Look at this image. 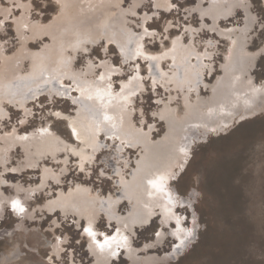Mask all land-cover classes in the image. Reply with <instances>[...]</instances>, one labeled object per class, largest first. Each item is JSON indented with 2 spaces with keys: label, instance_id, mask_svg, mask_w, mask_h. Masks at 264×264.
I'll return each instance as SVG.
<instances>
[{
  "label": "rangeland",
  "instance_id": "374dc122",
  "mask_svg": "<svg viewBox=\"0 0 264 264\" xmlns=\"http://www.w3.org/2000/svg\"><path fill=\"white\" fill-rule=\"evenodd\" d=\"M116 1L118 0L101 1V3L104 2L103 6L89 9L87 6L85 8L87 10L81 12L80 7L72 6L69 0L68 2L67 0H0V20L4 21L0 24V264H78V262L89 264L92 262L93 257L88 249L89 238L84 234L87 221L85 219L80 221L76 214L66 210L67 213L58 206L56 208L55 200L60 197V193L70 194L79 186H86L85 190L96 196L99 194L102 198L115 197L117 192H120L121 196L126 194L125 188L115 184L120 179L127 183L131 180L130 176L127 177V173L132 166H135V159L141 158L142 152L141 147L130 146L126 138L130 135L131 138L134 137V140L138 138L139 141L140 136L145 134L147 140L153 141L163 137L168 131L167 123L161 117L154 115L157 111L164 109V101H169L171 96H175L173 103L179 107V110H186L183 105L186 97L183 89L188 86L187 83L182 84L181 87V83L177 80L176 83L179 86L175 83L169 86L164 82L169 74L173 76L178 71V67H173L171 64L174 60L168 57L169 55L166 56L174 45L173 39L177 38L178 41L182 36L186 43L196 39V44L202 52L207 49L206 41L218 42V49L214 47L208 49L215 53L214 58L203 61V59L192 57L190 62L194 64L212 61L215 64L213 73L209 69L198 70L199 73L202 72L200 74L202 78L199 80L202 79L204 82L212 83L218 77L222 79L224 75L221 64L225 61L223 56L226 52V38L221 33L217 32V35L216 32L207 29L197 31L203 22L209 24L214 22L211 17L210 19L203 17L191 10L199 0H168L164 6H161L162 9H157L155 5L157 0H137V2L119 0L120 2L115 3ZM252 5L256 28L250 38H253L252 48L257 49L264 41V35H262L264 23H261L264 20V0L253 2ZM202 6L205 7L204 9L206 6L211 8L208 12L212 14L214 9L207 0L202 2ZM244 23L245 14L240 9L236 16L220 20L224 28H230L232 25L243 26ZM124 37L128 39L125 40ZM122 40L123 44L126 43L122 45L123 47ZM117 42L121 44L118 45ZM124 47L126 50L123 49ZM43 51L45 54H51L53 61L49 60L47 67L35 71L31 65L33 64L31 55ZM135 54L136 56L133 57ZM160 57H163L161 66L158 64L157 68L153 67L151 58L158 61ZM55 61L56 63L59 61V64H55ZM19 62L22 64L19 65ZM60 64L63 70L57 74V70H60L57 66L59 67ZM28 66L33 69H29ZM254 67H256L255 79L258 82L263 81L264 57L260 59L258 65L255 63ZM53 69H57L56 78L53 75L55 74ZM106 70L110 78L107 76L105 83L109 85L108 88L113 89L105 86L103 96L106 94V97L111 98L104 96V102H107L105 105L98 95L100 101L97 99L96 103L98 102L97 106L101 105V107L98 106L100 111L105 110L103 112L106 113L109 107L110 109L116 107L113 108L114 101L120 104L118 101L123 98L121 102L125 104L121 103L119 107H116L119 108V114L116 108V111L109 109L111 112L106 113L115 112L117 117H120L119 123L123 127L121 128L124 132L123 136L102 130L99 133L101 147L99 151L89 156V159L81 158L74 148L73 152L71 150L70 152L63 144L55 143L53 139L47 141V145H42L44 148L41 145L37 148V142L41 143L47 133L53 132L68 142L77 144L67 127V121L55 116L54 113L58 111L79 114L80 106L78 103L74 104L73 97L84 98L88 91L86 95L82 94L77 89L78 83L83 82L87 89L91 86L92 91L97 94L100 91L99 87L106 84L99 86L104 81L98 85L94 82L97 87L92 88L95 87L92 86L93 80L98 81L99 76L101 78ZM121 70L122 72H119ZM88 71L89 74H87ZM17 78L19 79L16 80ZM21 79L24 80H22L23 83ZM87 79L92 84L89 85ZM25 82L26 84L21 87V84ZM36 82H38L37 87H32V83L35 85ZM15 83L18 85H14ZM19 84L21 88L17 90ZM10 86L14 88V91H11ZM58 86L63 87V93L57 94L55 88H59ZM166 86L169 87L168 90ZM199 88L203 95L212 94L210 89L202 86ZM191 98L195 101L197 97L192 95L189 99ZM120 109L123 110L121 113H127V115L121 114ZM262 117H264V111L236 124L226 132L210 133L208 141H202L195 146L191 162L174 182L175 186L179 184L178 188L185 198L188 197L190 188L196 189L191 205L193 212L189 207L185 210L181 209L180 212L185 217V226L192 228L194 243L172 264H264V118ZM111 121L113 122L114 119ZM181 125L182 123H179L173 127L176 129ZM30 130H39V138L34 141L35 143L29 142L27 143L29 147H25L22 143L16 142V138L31 133ZM178 132L182 133L177 129L174 130L175 141L176 135L180 134ZM125 133L127 135H124ZM52 137L56 136L52 135ZM175 141L174 144L172 142V146L177 147L170 146L171 151L179 150L183 146L178 140ZM46 147H50V150L47 151ZM43 149L46 151L44 152ZM65 150L68 152L66 153ZM119 171L121 175L118 176L116 172L119 173ZM14 199L21 202L25 209L23 213L12 210L11 201ZM119 209L118 213L126 215L129 205L123 204ZM64 213H66L65 216ZM104 213V209L98 213L99 217L95 226L109 232L116 230V223L110 224ZM194 217H196L195 221ZM125 228L139 246L144 241L151 240L162 229V224L155 219L144 228L135 230ZM186 230L187 228L185 232ZM176 241L178 239L171 237L164 249L172 248ZM165 250L155 251V253L163 254L167 252ZM121 257L122 262L118 264H127L126 254Z\"/></svg>",
  "mask_w": 264,
  "mask_h": 264
},
{
  "label": "bare ground",
  "instance_id": "6f19581e",
  "mask_svg": "<svg viewBox=\"0 0 264 264\" xmlns=\"http://www.w3.org/2000/svg\"><path fill=\"white\" fill-rule=\"evenodd\" d=\"M69 1H70L72 6L80 7L79 8L80 11L85 12L89 8H94L96 6H98V7L103 6L104 2L101 3V1H105V0H69ZM167 1L168 0H161V1L157 0L155 3V5L157 6V9H162L161 6H164V4ZM203 1H205V0H199L198 3H196V5L191 10L196 11L197 13L201 14L203 17H207L209 19L211 17L212 19H214V22L212 24L203 22L201 24V26L199 25L200 29L198 27V29H199V30L197 29L198 32H200L202 29H204V30L207 29L208 31L216 32V34H217V32L221 33L226 38L225 42H226L227 46H226V52L224 53V56H223L225 61L221 64V70L223 71V74H224L222 76V79L218 77V79H216V81H214L212 83L204 82L202 79L199 80V78H202L201 77L202 75L200 76V74H202V72L199 73L198 70L200 71V69H207V70L209 69V71L211 73H213V71L215 70V64L212 61L210 63L196 62L194 64L192 62H190V59L192 57L193 58L196 57L199 60L203 59V61H204V59H206V60L210 59L211 60L212 58H214L215 53L210 52L209 50L211 47L218 49L219 48L217 46L218 42L215 43V41H213V42L212 41H206L207 49L204 52H202L200 50V48L198 47V44H196L197 43L196 39H191L188 43H186V41L184 40V38L182 36L180 37V40H178V41L176 40L177 38L175 40L171 39L174 45H172L173 47L169 50V52L166 54V56L169 55L168 57H170L171 59L174 60V61H172L174 63L171 62V64L173 65V67H178V69H177L178 71H176L173 76H171L172 74L171 75L169 74L170 76L169 75L167 76L165 73V75L167 76V79L165 78L164 82H165V84H167L169 86H171L174 83L177 86H179L176 83V80H177V82L181 83L180 86L184 83H187L188 86L183 89L184 90L183 94L186 96L183 105L186 107V110L185 111L179 110V107L173 103V101L175 100V96H171L169 101H164L165 102L164 103L165 106L163 107L164 109L162 108L163 110L157 111L154 115V116L161 117L167 123L166 125L168 127V131L166 130L167 132L163 137H161L158 140L152 141V140H147L146 135L144 134V135L140 136L141 140L138 141L137 140L138 138L136 140H134L135 139L134 137L131 138V136L129 135L128 136L129 138H128L126 136L127 137L126 139H128V141H129L128 144H130V146L131 145L136 146V147L139 146L142 148L141 158L135 159V166H132L130 168L129 172L127 173V177H129V176L131 177V180H128L129 184L126 181H123V180L121 181L120 178H119L120 180L116 179V180H119L121 182L117 181L115 185L118 187L120 186L121 188H125L124 192L126 194H122V196H121V193L117 192V195L115 197L110 196L107 198H102V197H99V194H98V196H96V195H93V193L91 194L87 189L85 190L84 188L86 186L85 187L79 186L77 190L72 191L70 194L60 193L61 198L58 197L57 198L58 200L57 199L55 200L56 201V204H55L56 208L58 206L60 209H63L65 211L67 210L70 213L76 214L79 217L80 221H81V219L82 220L85 219V221H87V227L86 228L91 227L93 229V231L96 233V240H99L101 243H103V239H104L105 235L116 237V240L114 242H112L110 246L105 245L103 248H101L93 240V238L91 236H89L87 234V232H85L84 234H86L87 237L89 238L88 249L91 251L90 254H92V257H93V260H91L92 262L89 264H118V263L122 262L121 256H124V254H126L125 259L128 260L127 264H172L174 261L179 259L184 254V252H186L190 248V246L194 243V238L187 236V232L191 227L189 226V228H188L187 226H185L186 225V221L184 219L185 217L180 212H181V209L185 210L187 207H189L190 211L193 212L191 205L193 204V201L195 198L196 189L190 188L188 190V197L185 198L182 195L179 188L174 185L175 180L178 179V176L180 175V173L182 174V172L188 167L189 162H191V157L193 155V151H194L195 146L197 144L201 143L202 141L207 140L210 133L220 134V132H224V131L226 132V130L234 127L236 124H239L242 121L249 119L250 117L252 118V117H254V116H256V115H258L264 111V80L261 82H258V80H256L255 76H254V69L256 68V67H254V64L257 63V65H258V62L260 61V59H262L264 57V41H263L262 45L259 46L257 49L252 48L253 38L252 37L250 38V35L253 32V30L256 28V22H255V18L253 15V8H252L253 2L251 3V0H207V2H209L214 9V10H212L213 11L212 14H209V12H210L209 9H211V8H207V6H206V9H204L205 7L202 6ZM67 2H68V0H67ZM117 2H120V1L118 0L115 3H117ZM134 2H137V0H134ZM115 3H114V5H116ZM87 6H88V8L85 9ZM231 6H233V8H231ZM239 9L243 10V12L245 14L244 25L239 26V25H232L231 24L232 26L230 28H224L220 24V20L221 19L226 20L227 18H230L232 16H236ZM163 10H165V9H163ZM77 14H76V16H77ZM79 14H80V12H79ZM136 17H138V16L136 15ZM216 34H214V35H216ZM145 35H146V33H145ZM107 37H109V36H107ZM107 39H111V38H107ZM124 39H125V37H124ZM126 39H128V38H126ZM213 40H215V39H213ZM29 41H31V40H29ZM111 41H113V40H111ZM80 42H81V40H80ZM82 42H85V41H82ZM122 42H123V40L121 41V43ZM121 43H119V44H121ZM117 44H118V42H117ZM124 44H126V43L124 42ZM124 44L122 43L121 46ZM123 49H125V47ZM28 52H30V51H28ZM142 52H143V50L141 51V53ZM31 53L32 52H30V54ZM125 53H127V52L125 51ZM132 53H134V52L132 51ZM141 53L139 52L140 55H141ZM53 54L54 53H52V55ZM122 54H123V51H122ZM124 56H127V55H124ZM135 56H136V54L133 57H135ZM31 57L33 59V64H31V65L33 66L34 69L29 67V66L28 67H29V69H33L35 71H38V70L42 69L43 67H47L49 64V60L53 61V59H52L53 56H51V54H49V53L45 54L44 51L40 52V53H33V55H31ZM126 58H128V57H125V59ZM162 58L160 57V59H158V61H157V59L151 58L152 64H153L152 66L155 68H157L158 64H159V66H161ZM170 58H168V59H170ZM59 59H60V57H59ZM168 59H164V60H168ZM24 60H27V59L25 58ZM20 61H22V59ZM7 62L8 61H6V63ZM20 63L21 62H19V65H20ZM57 63L55 61V64H57ZM149 63H150V61H149ZM100 64H99V66H101ZM163 65H164V63H163ZM169 65H170V63H169ZM169 65H167V66H169ZM152 66L150 67L151 69H152ZM60 67H61V64L59 67L57 66V69L59 68L60 70L53 69L55 71L54 72L52 71V72L56 74V70H57V74H58L59 72H61L63 70V68L61 69ZM90 67H92V66H90ZM19 68H18V70H20ZM219 68H220V65H219ZM93 69L96 70L95 68H93ZM140 69H141V66H140ZM45 70H47V69H45ZM161 70L162 69H160V71ZM13 71H15V70H13ZM111 71H113V70H111ZM119 72H122V70ZM103 73H104V74H102L103 79H101L99 76L98 81L93 80L92 86H95V87H92V88H96L97 87L96 85L100 84L101 81L102 82L104 81L103 83H101L99 85V86H102L105 83V80L107 81V79H108V78L106 79L107 76L110 78V76L108 74L109 72H107V70ZM55 74H53V75L56 78L57 74L56 75ZM87 74H89V71ZM91 74H93V73H91ZM177 74L179 75V77ZM34 75H35V73H34ZM50 75H49V77H50ZM69 75H70V73H69ZM83 76H85V75H83ZM38 77H41V76H38ZM43 77H44V75H43ZM54 77H53V79H55ZM65 77H67V76H65ZM73 77H71V78L75 79ZM77 77H79V76H77ZM156 77H158V76H156ZM7 78H9V77H7ZM41 78H40V80H41ZM18 79L19 78H17L16 80H18ZM24 79H25V75H24ZM31 79H32V77L30 78V82H31ZM62 79H63V77H62ZM81 79H79V80H81ZM22 80L23 79H21V81ZM65 80H66V78H65ZM83 80H85V79H83ZM88 80L89 79H87V81ZM110 80H113V79H110ZM7 81L9 82L8 79H7ZM13 81H11V83ZM21 81H19V82H21ZM23 81H22V83H23ZM32 81L35 82L34 80H32ZM73 81H75V80H73ZM94 82L96 85L94 84ZM108 82H109V80H108ZM37 83L38 82H36L35 85H33V83H32V87H35L37 85ZM50 83H52V82L50 81ZM88 83H89V85L92 84V82L90 83V80L88 81ZM20 84H19V87L17 88V90L19 88H21L22 85H25L26 82L24 84H21V87H20ZM14 85H18V84L15 83ZM78 85L79 86L77 89H79L82 94L85 93V95H86V92L88 91L87 95L86 96L84 95L85 96L84 98L73 97V95H72L74 104L78 103L80 106L81 111L79 110V114H70V113L59 112L60 113L59 118H63L67 121V127L70 130L71 135H72L73 139L75 140V142H77V144L68 142L67 140L63 139L61 136H58L56 133L53 132L51 134L47 133L48 135L46 134L45 137L42 138L41 143L37 142V144H36L37 148L39 145H41V147L44 148L43 146L47 145V141L53 139L55 141V143L59 142L60 144H63L66 147V149L67 148L69 149V151L76 149V152L79 153L78 155H80L81 158H87L88 157L87 159H89V156H92L94 152L99 151V149L101 147V142L99 140L100 139L99 133L102 130L107 131V133H109V132H111L112 134L117 133L119 136H123L124 132L121 131V128H123V127H121L120 126L121 123H119L120 117L119 116L117 117L115 112H113L112 114H106L109 111L110 107H109L108 111H106V113L103 112V111H105L103 109H102L103 111L101 112L100 111L101 109H99V107H98V106L101 107V105L98 104V106H97L98 102L96 103V100L98 99L99 96H100L99 97L100 100H102L104 98V96H105V98H108V99L111 98V97L109 98L108 96L106 97V94H104V96H103L104 90L109 85L106 84V85H103L102 87H99L100 91L97 94L94 91H92L93 89H91V86H90L91 91L89 88H88L89 89L88 90L86 88V84H84L83 82H82V84L78 83ZM54 86H56V83L54 84ZM110 86H111V84H110ZM129 86H131V85H129ZM200 86H202L203 88L208 89V90L210 89L212 94L203 95L201 93L200 88H199ZM10 87L12 88L11 91H14L13 90L14 88L12 86H10ZM110 88H108V89H110ZM168 88L169 87H167V90H168ZM73 89H76V88H73ZM111 89H113V88H111ZM127 89H129V87ZM185 89H187V90L185 91ZM38 90L41 91L40 89H38ZM50 90H51V88H50ZM55 90L57 91V94H58V92L63 93L62 92L63 87L55 88ZM95 90H97V89H95ZM29 91H27V92H29ZM52 91H54V89H52ZM65 91H67V90H65ZM20 92H21V90H20ZM24 92H26V91H24ZM24 92H22V93H24ZM111 92H109V95ZM41 93H42V91H41ZM105 93H108V92L105 91ZM112 93H114V92H112ZM116 93L117 92H115V94ZM172 93H173V90H172ZM26 94L28 95L29 93H26ZM157 94H159V93H157ZM23 95H25V93ZM192 95L197 97L195 101H192V98L189 99ZM20 96L22 97V95H18V97H20ZM33 96H34V94H33ZM65 96H68V95H65ZM81 96H83V95H81ZM29 98H30V95H29ZM129 99H131V98H129ZM23 100H24V98H23ZM115 100L118 101L120 99H115ZM121 100H123V98H121ZM121 100L118 101L120 104H116V101L113 100L115 103L113 105V108L115 106L119 107V105H121V103H123V101L121 102ZM102 101L104 102L105 100L103 99ZM108 101H111V100H108ZM99 103H101V102H99ZM105 103H107V102H104V104ZM110 103L111 102H109V105H110ZM123 104H125V103H123ZM103 106L104 105H102V107ZM115 108L110 109V110H115ZM78 109H77V111H78ZM106 109H107V106H106ZM122 109L124 110L125 107ZM122 109H120V110H122ZM116 110H118L117 111V113H118L119 108L118 109L116 108ZM123 110L120 111V113L123 112ZM74 111H75V109H74ZM131 111H132V108H131ZM109 112H111V111H109ZM121 114H125V113H121ZM125 115H127V113ZM105 116L110 117L111 120L114 119V121L112 122L110 119L105 120L104 119ZM127 118H128V116H127ZM179 123H182V125H181V127L176 128V129H177V131H182V133L178 132L180 134L176 135L177 137H176V141H175L174 136H175L176 132L174 133V130H176V129H174L173 126L175 124L179 125ZM73 129L76 130L75 135L73 134V131H72ZM132 129H134V128H132ZM30 131H32V130H30ZM124 131H125V129H124ZM52 135H54L56 137L53 138ZM124 135H127V134L125 133ZM38 136H39V130H35V131H32L31 133H26L25 135H23L21 137L19 136L18 138H16V142H18V143L20 142L26 147V146H28L27 143L34 142V141L38 140V138H39ZM135 136H136V134H135ZM107 137H109V136H107ZM118 139H120V138H118ZM173 140L175 142H177V140H178L183 145L181 147V149H179V150L173 149V151H171L170 146H171V148L175 147V145L172 146L174 144ZM102 141L104 143V139ZM172 142H173V144H172ZM126 143H127V141H126ZM113 146H115V145H113ZM51 147L53 148V146H51ZM46 148L48 151V149L50 147L49 148L46 147ZM169 149L171 152L169 151ZM182 149H183V151H182ZM35 151H34V153H35ZM43 151L45 152L46 150L43 149ZM51 151L53 152V150H51ZM58 151H59V149H58ZM168 151H169V153H168ZM65 152H66V150H65ZM59 153H61V151H59ZM26 154H29V153L26 152ZM36 154H38V153H36ZM41 154L43 155L42 151H41ZM63 154H65V153H63ZM57 156H59V155H57ZM57 156H55V158ZM53 157H54V154H53ZM73 157H75V156H73ZM33 158H35V157H33ZM40 158L42 159L41 155H40ZM78 158H79V156H78ZM43 160H44V158H43ZM83 162H84V160H83ZM83 166H84V164H83ZM106 169H107V167H106ZM124 169H125V167H124ZM120 173H121L120 171H119V173L116 172V174H118V176ZM161 175L168 178L166 180V185H167L166 193L167 194L165 192L157 191L156 189H154L151 186V184H149L150 180L155 179L156 177H159ZM127 188H129V190ZM61 191H63V189ZM67 193H69V192H67ZM94 193H96V192H94ZM58 196H59V194H58ZM169 196L171 197V200H169ZM122 203L123 204L127 203L129 205V210H128L126 215H124V214L121 215L120 213H118L120 210L119 208L122 207V205H123ZM45 204L47 205L48 203H45ZM44 209H46V207ZM103 209L105 211L104 214L106 215L108 222L110 224L116 223V225H117L116 230L109 232L107 230H102V229L100 230L99 228H97L95 226L96 221L98 220V217H99L98 213L100 211H102ZM51 210L54 211V209H51ZM62 213H63V211H62ZM65 215H66V213H64V216ZM177 217H179L180 221H181L179 226L176 225ZM155 219H157L161 222L162 229L157 234H155L151 240L144 241L141 245L137 246L135 241H134V237L130 236L132 234H130L129 231H126L125 227H129L131 230L132 229L135 230L137 228H144V227L148 226L149 224H151V222ZM193 220L195 221L196 217H194ZM186 228H187V230L185 232ZM191 230H192V228H191ZM125 237L127 239H124ZM171 237L178 239V241H176L174 243L172 248L165 250L164 246H165L166 242ZM182 241H183V243H182ZM164 250L167 252H165L163 254L155 253V251H158V252L162 251L163 252ZM76 262H77V260H76ZM78 264H85V263H82V262L79 263L78 262Z\"/></svg>",
  "mask_w": 264,
  "mask_h": 264
},
{
  "label": "snow or ice",
  "instance_id": "6c2138e0",
  "mask_svg": "<svg viewBox=\"0 0 264 264\" xmlns=\"http://www.w3.org/2000/svg\"><path fill=\"white\" fill-rule=\"evenodd\" d=\"M253 2L254 3L255 2H258V0H253ZM3 23H4V21L3 20H0V24H3ZM261 23H264V20H262ZM262 35H264V31H262ZM101 79H103V76H101ZM54 115L57 116V117H59L60 116V113L59 112H56V113H54ZM262 118H264V117H262ZM104 119L105 120H108V119H110V117L105 116ZM72 131H73V134L75 135L76 134V130L73 129ZM182 151H183V149H182ZM167 179H168L167 177L161 175L159 177H156L155 179L150 180L149 181V184H151V186L154 189H156L157 191H159V192H165L166 193V188H167L166 180ZM177 187H179V184L177 185ZM169 200H171V197L170 196H169ZM11 208H12V210L17 211L19 213H23L25 211L24 207L21 205V202L18 199H14V200L11 201ZM180 223H181L180 218L177 217V219H176V225L179 226ZM84 231L87 232V234L89 236H91L93 238V240L101 248H103L105 245L110 246L111 243L116 240V237L115 236L105 235L104 236V239H103V243H101L99 240H96V233L93 231V229L91 227L85 228ZM187 236L188 237H192L193 236V231L191 229L188 230ZM124 239H127V238L125 237ZM182 243H183V241H182Z\"/></svg>",
  "mask_w": 264,
  "mask_h": 264
},
{
  "label": "water",
  "instance_id": "95a60500",
  "mask_svg": "<svg viewBox=\"0 0 264 264\" xmlns=\"http://www.w3.org/2000/svg\"><path fill=\"white\" fill-rule=\"evenodd\" d=\"M234 21H235V20H234ZM234 21H232V22H234ZM208 140H209V139H208ZM208 140H207V141H208Z\"/></svg>",
  "mask_w": 264,
  "mask_h": 264
}]
</instances>
